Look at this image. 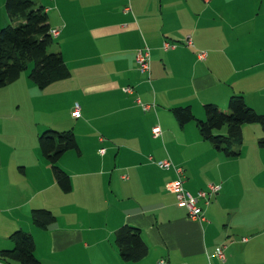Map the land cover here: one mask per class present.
<instances>
[{"label":"crops","instance_id":"obj_1","mask_svg":"<svg viewBox=\"0 0 264 264\" xmlns=\"http://www.w3.org/2000/svg\"><path fill=\"white\" fill-rule=\"evenodd\" d=\"M35 2L50 30L59 31L53 51L62 55L70 76L40 90L23 73L0 89V251L13 248L9 237L20 230L32 236L40 264H264V230L240 206L238 171L250 155V131L256 140L261 127L244 124V149L226 158L193 122L180 126L171 113L188 106L203 120L205 104L225 108L231 97L241 96L264 115V61L239 48L264 26V0ZM8 24L0 0V28ZM165 42L176 46L164 50ZM144 49L149 77L136 63ZM199 52L207 53L204 61ZM137 99L150 109L143 111ZM75 104L79 118L72 117ZM154 127L161 132L156 139ZM46 131L76 138L79 153L69 151L58 162L70 177L68 193L40 152L38 137ZM253 151L255 171L254 159L264 155ZM164 160L183 170V188L195 198L209 185L220 187L208 204L198 201L204 220L190 219L167 191L176 176L157 166ZM36 210L50 211L54 222L34 226ZM124 226L140 230L147 255L139 262L119 256L114 235Z\"/></svg>","mask_w":264,"mask_h":264},{"label":"trees","instance_id":"obj_2","mask_svg":"<svg viewBox=\"0 0 264 264\" xmlns=\"http://www.w3.org/2000/svg\"><path fill=\"white\" fill-rule=\"evenodd\" d=\"M5 10L9 19L6 27L0 28V89L16 82L29 66L28 78L38 89L69 78L70 72L59 52H48L53 45L48 16L35 0H5ZM204 119H197L190 107H176L172 115L180 126L193 122L200 137L215 151L226 158L239 157L243 144L242 126L259 125L263 139L258 146L264 147V115L247 106L241 96L230 98L225 110L213 104L203 106ZM227 127V136L219 132ZM38 146L49 162L54 180L60 190H71L70 177L58 165L62 156L69 152L79 153L76 138L71 132H43L38 137ZM34 226L46 228L54 222L50 211L32 212ZM9 240L11 250L0 251V259L6 264H40L36 258L34 241L31 235L17 230ZM114 244L124 262H139L147 255L142 244V236L137 228L124 226L114 235Z\"/></svg>","mask_w":264,"mask_h":264},{"label":"rangeland","instance_id":"obj_3","mask_svg":"<svg viewBox=\"0 0 264 264\" xmlns=\"http://www.w3.org/2000/svg\"><path fill=\"white\" fill-rule=\"evenodd\" d=\"M244 28H240V39H242L241 36H243ZM240 50L247 51L248 49L253 51L256 55V60L264 61V26L261 25L260 27L256 28V31L254 34H251L248 39L244 41V43H240L239 46ZM258 49L260 52H258ZM54 44L48 49V52L52 53L54 52ZM31 66H29V69ZM28 69V70H29ZM28 70L25 72L27 73ZM225 108H220L222 110H225ZM257 125V124H255ZM257 127L260 129V126L257 125ZM228 129L225 126L219 134H223L224 136H227ZM254 138V132L250 131L249 134V142H246V146L249 149L248 159L246 162H239L238 164V171L240 174L239 181L241 184V189L239 190V196L243 203L240 204L242 210L244 213L248 215H252V218L254 220L255 225L257 228H262L264 230V189L261 188L262 185H264V158L260 157L261 159H254V168L255 171H252V154L255 151H262L264 155V147H259L258 142L259 140L263 139V136L261 138ZM254 140V148L251 149L252 142ZM245 144H242V149H244ZM255 176V177H254ZM251 190L253 193L248 194L246 191ZM246 192V193H245ZM248 195L246 199L242 198L241 196ZM252 220L249 219L248 222H251ZM245 224L247 223V220L243 221ZM222 228V227H221ZM223 229V228H222ZM119 231V229L117 230ZM116 231V232H117ZM258 231H255L254 233H245L246 238H253L254 235H257Z\"/></svg>","mask_w":264,"mask_h":264},{"label":"built area","instance_id":"obj_4","mask_svg":"<svg viewBox=\"0 0 264 264\" xmlns=\"http://www.w3.org/2000/svg\"><path fill=\"white\" fill-rule=\"evenodd\" d=\"M206 1H208V0H206ZM124 11L129 12L130 8L126 7L124 9ZM58 32L59 31H57V30H50V35L52 37H56L58 35ZM186 45L191 46V42L186 41ZM175 46H176L175 44L165 42L163 44V49L164 50L174 49ZM206 57H207L206 52H199L197 54V59L199 61H204L206 59ZM136 63H137V67H138L139 72L142 74H145L149 77L150 56H149L148 49H144V50L138 52V54L136 56ZM123 92L127 93V94H131L132 89L131 88H125L123 90ZM136 103L141 106L143 111H147L150 109V105H142L138 99L136 100ZM72 117L73 118H79L80 117V107L78 104H75L73 107ZM151 134H152V137L154 139L158 138L161 134L160 128L154 127L151 130ZM98 153L100 155H103L105 153V150L100 149V150H98ZM157 166L163 170H173V172L175 173L176 178L172 182L167 184L166 189L169 193H171L174 196V198L176 200V204L179 207H181L187 211L188 217L190 219L198 220V221L204 220V217L202 215V210L198 206V201L199 200L204 201L206 204H208L210 201V198H212L214 195L218 194V192L220 191V187L216 186V185H209L207 187L206 191L198 192L197 197L195 198L192 195H190L188 192H186L183 188V183H184L183 182V170L181 168L174 166L169 160H164V161L158 162ZM243 241H246V239ZM216 256L218 257V259H220L222 261L225 259L222 247H218L216 249ZM162 263L163 262H160V264H162ZM0 264H4L1 259H0Z\"/></svg>","mask_w":264,"mask_h":264}]
</instances>
